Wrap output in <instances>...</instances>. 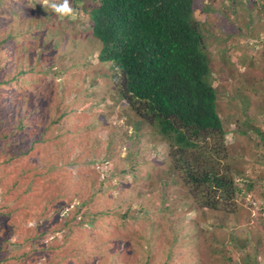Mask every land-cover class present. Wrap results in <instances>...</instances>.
I'll return each instance as SVG.
<instances>
[{"label":"trees","instance_id":"trees-1","mask_svg":"<svg viewBox=\"0 0 264 264\" xmlns=\"http://www.w3.org/2000/svg\"><path fill=\"white\" fill-rule=\"evenodd\" d=\"M80 1L69 4L90 21L73 42L89 50L83 55L65 41L77 34L79 15L63 18L65 26L52 23L61 20L49 8L53 0H0V264H25L38 252L76 264H125L126 248L119 251L112 236L117 227L127 232L133 264H176L181 228L192 224L178 213L188 203L234 213L240 175L194 0ZM55 79L58 93L38 101ZM254 132L264 147V131ZM103 151L112 175L99 180L84 162ZM38 182L51 191L42 201ZM173 188L179 191L166 192ZM106 236L113 244L101 242Z\"/></svg>","mask_w":264,"mask_h":264},{"label":"rangeland","instance_id":"rangeland-1","mask_svg":"<svg viewBox=\"0 0 264 264\" xmlns=\"http://www.w3.org/2000/svg\"><path fill=\"white\" fill-rule=\"evenodd\" d=\"M78 1L77 5L80 7L82 3ZM46 3L47 1H43V4ZM75 10L79 15L77 34H67L65 41L68 44V51L76 53L79 50L81 53L79 54L83 55L89 50L86 47L83 49L80 44L75 46L73 42L78 40V34L87 33L90 22L80 10ZM194 17L200 23L204 34L205 52L212 75L211 81L217 91V111L227 131L226 145L232 157L231 161L237 166L240 175L235 176L238 193L235 196L234 213L200 210L192 203L187 204L189 211L184 208L178 213L185 214V220L188 222L192 220V224L181 228L182 242L176 247L179 253L176 261L178 264H264V147L254 136L255 128L264 131V0H194ZM33 18H35L33 20L35 27L38 30L42 29L44 23L41 25L39 23L41 16ZM52 23H65V26H68L65 19L53 20ZM97 43L101 47L98 40ZM91 52L95 53L96 50ZM88 57L91 58L92 55L89 54ZM42 66L45 69L47 67ZM58 79L49 83V85L58 83L56 87H49L35 98L40 97L42 99H38L40 102H50L58 93L56 90L62 82ZM247 125H249L248 128H246ZM241 131L247 132L242 135ZM102 135L103 132H101ZM162 146H157L160 153L163 152ZM75 153L74 151L70 156L71 159L74 158ZM106 154L108 153L103 151L98 156L99 159H87L84 162L88 170L99 173V180L104 174L109 178L112 175L106 173L113 166V162L107 163L104 160ZM119 154L123 159L124 151H119ZM80 161L68 168L74 171L82 163ZM112 178L114 182H120L123 179V173ZM127 179H130L129 176ZM98 184L99 182H96V187L99 186ZM156 185L159 186L154 194L160 199L163 186L159 182ZM35 188L37 190L34 193L39 195L41 201L51 192L49 189L42 191L45 188L42 182H38ZM179 190L186 191V188L180 187ZM179 190L173 188L166 192L175 194ZM187 199L188 196L184 200L180 199V203L186 204ZM178 205L179 201H176L175 209ZM24 209H22L23 212ZM4 221V218H0V223ZM193 227H195L194 230H192ZM112 236L119 239L114 243L119 246V251L124 249L123 246L126 248L122 258L127 260L125 264L136 262L137 256L128 248L127 232L117 227ZM51 240L50 236L48 242L43 241V243L47 245ZM109 240L111 239L106 236L101 239V242L113 244ZM161 247V244L155 246L152 255H159ZM165 256L163 253L158 260ZM50 258V253L38 252L32 254L25 264H44L45 262L76 264L63 256L56 257L54 260ZM158 260L152 261L158 262Z\"/></svg>","mask_w":264,"mask_h":264},{"label":"clouds","instance_id":"clouds-1","mask_svg":"<svg viewBox=\"0 0 264 264\" xmlns=\"http://www.w3.org/2000/svg\"><path fill=\"white\" fill-rule=\"evenodd\" d=\"M49 8L61 19H75L78 14L77 11L70 6L69 0H62V2H55V0H53V2L49 3ZM94 54H97V51Z\"/></svg>","mask_w":264,"mask_h":264}]
</instances>
